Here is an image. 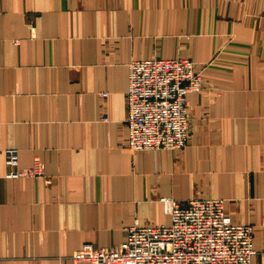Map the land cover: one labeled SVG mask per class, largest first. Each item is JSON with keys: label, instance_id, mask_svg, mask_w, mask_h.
<instances>
[{"label": "crops", "instance_id": "obj_1", "mask_svg": "<svg viewBox=\"0 0 264 264\" xmlns=\"http://www.w3.org/2000/svg\"><path fill=\"white\" fill-rule=\"evenodd\" d=\"M172 58L203 82L188 145L134 152L128 65ZM8 149L44 175L7 177ZM160 198L223 200L264 264V0H0V264L170 225Z\"/></svg>", "mask_w": 264, "mask_h": 264}, {"label": "built area", "instance_id": "obj_2", "mask_svg": "<svg viewBox=\"0 0 264 264\" xmlns=\"http://www.w3.org/2000/svg\"><path fill=\"white\" fill-rule=\"evenodd\" d=\"M203 89L201 74L188 58L134 60L128 65L126 92L127 147L134 151L182 149L188 145L190 115L187 95ZM9 178L41 177L44 165L35 159L18 167V152L6 151ZM170 225H131L116 246L83 245L74 264H252L257 254L253 226L234 224L221 199L180 203L160 198Z\"/></svg>", "mask_w": 264, "mask_h": 264}]
</instances>
